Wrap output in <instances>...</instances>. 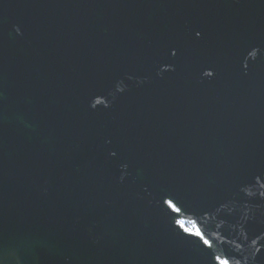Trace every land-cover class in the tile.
I'll return each instance as SVG.
<instances>
[{
    "label": "water",
    "instance_id": "obj_1",
    "mask_svg": "<svg viewBox=\"0 0 264 264\" xmlns=\"http://www.w3.org/2000/svg\"><path fill=\"white\" fill-rule=\"evenodd\" d=\"M225 260L264 264V0H0V264Z\"/></svg>",
    "mask_w": 264,
    "mask_h": 264
},
{
    "label": "snow or ice",
    "instance_id": "obj_2",
    "mask_svg": "<svg viewBox=\"0 0 264 264\" xmlns=\"http://www.w3.org/2000/svg\"><path fill=\"white\" fill-rule=\"evenodd\" d=\"M168 203L170 205H172V202L171 201H168ZM172 207L175 208V205H172ZM177 211H179V209H176ZM181 223V226H183V222H180ZM185 231L188 232L189 234H192V235H196L198 237H200L202 240H204V243L205 244H208L209 247L211 246L210 245V242L206 239H204V236H203V233L198 229V228H185ZM217 260H220L219 257L216 258ZM221 264H228V261H221Z\"/></svg>",
    "mask_w": 264,
    "mask_h": 264
},
{
    "label": "built area",
    "instance_id": "obj_3",
    "mask_svg": "<svg viewBox=\"0 0 264 264\" xmlns=\"http://www.w3.org/2000/svg\"><path fill=\"white\" fill-rule=\"evenodd\" d=\"M179 222H183V228H196V226L190 221V220H187V219H183V220H180ZM181 224V223H180Z\"/></svg>",
    "mask_w": 264,
    "mask_h": 264
}]
</instances>
